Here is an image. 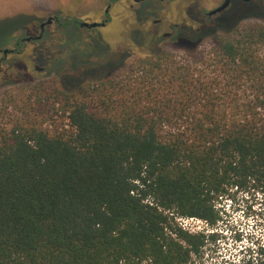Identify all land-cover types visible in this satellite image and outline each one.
I'll return each instance as SVG.
<instances>
[{
    "label": "trees",
    "instance_id": "1",
    "mask_svg": "<svg viewBox=\"0 0 264 264\" xmlns=\"http://www.w3.org/2000/svg\"><path fill=\"white\" fill-rule=\"evenodd\" d=\"M224 31L190 58L146 45L123 74L40 86L61 131L0 126V264H195L216 234L170 213L215 227L234 190L264 200V22Z\"/></svg>",
    "mask_w": 264,
    "mask_h": 264
},
{
    "label": "rangeland",
    "instance_id": "2",
    "mask_svg": "<svg viewBox=\"0 0 264 264\" xmlns=\"http://www.w3.org/2000/svg\"><path fill=\"white\" fill-rule=\"evenodd\" d=\"M222 4L223 0H0V50L21 52L10 55L0 74V126L11 129L15 121L35 122L61 131L63 126L68 128L67 120L59 116L50 120L45 109L35 105L45 83L74 86L94 64L96 69L85 77L90 83L106 74H123L136 68L146 45L147 50L190 58L217 46L215 36L236 24L264 22V0L235 1L209 19L208 14ZM50 18L58 22L46 28L41 42H22L37 35L35 28L39 30L40 23ZM105 19H109L105 28L80 27V23ZM211 32L217 34L209 36ZM169 33L171 37L165 36ZM194 39L199 40V51L188 45ZM219 207L222 221L210 227L216 240L203 249L195 264L252 263L264 246V200L252 190H234Z\"/></svg>",
    "mask_w": 264,
    "mask_h": 264
},
{
    "label": "flooded vegetation",
    "instance_id": "3",
    "mask_svg": "<svg viewBox=\"0 0 264 264\" xmlns=\"http://www.w3.org/2000/svg\"><path fill=\"white\" fill-rule=\"evenodd\" d=\"M227 0H223V4L226 2ZM229 1V5L227 8H230L235 1H239V0H228ZM242 1V0H240ZM243 2V1H242ZM222 4V5H223ZM227 9H225L223 12H225ZM109 10L106 11V13L108 14ZM221 12V13H223ZM218 15V14H217ZM215 15L213 16H209L208 14V17L209 19H212L214 18ZM55 22H58L56 18H50L46 23L45 22H41L40 23V26H39V30H36L37 32V35H31V37H28L26 39H23L22 42L23 43H32V42H41L44 38H45V35H46V28L49 27L50 25H52L53 23ZM109 22V19H105L103 21V24L105 23V26L108 24ZM83 23H80V27H82ZM100 28H105V27H100ZM176 28H178V25H176ZM165 36L167 37H171L172 34L169 33V34H166ZM155 37L158 38V33L155 35ZM5 50H8V49H5ZM5 50H0V55L3 54V57L0 58V74L2 73L3 71V66L6 65V63L9 61V58H10V55H13V54H21V52H19L18 48H14V49H11V50H8L7 54H4V51ZM36 69L38 70V67H36Z\"/></svg>",
    "mask_w": 264,
    "mask_h": 264
},
{
    "label": "built area",
    "instance_id": "4",
    "mask_svg": "<svg viewBox=\"0 0 264 264\" xmlns=\"http://www.w3.org/2000/svg\"><path fill=\"white\" fill-rule=\"evenodd\" d=\"M227 201H229V200H227ZM219 208H221L223 211L222 207H219ZM222 214H224V213L222 212ZM170 216H174L175 224L180 229H182L183 231H185L189 234H192V235L212 234L210 232L211 226L205 220L194 218V217H183V216L175 215L173 213H170ZM213 233H215V232H213Z\"/></svg>",
    "mask_w": 264,
    "mask_h": 264
},
{
    "label": "water",
    "instance_id": "5",
    "mask_svg": "<svg viewBox=\"0 0 264 264\" xmlns=\"http://www.w3.org/2000/svg\"><path fill=\"white\" fill-rule=\"evenodd\" d=\"M244 3H249L251 2L252 0H242ZM229 5V1L227 0L222 6H220L219 8L211 11L209 13V16H213V15H217V14H220L221 12H223L225 9H227ZM83 28H88V29H93V28H100V27H105V23H83L81 25ZM8 50H5L4 51V54H7Z\"/></svg>",
    "mask_w": 264,
    "mask_h": 264
}]
</instances>
